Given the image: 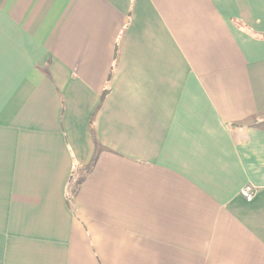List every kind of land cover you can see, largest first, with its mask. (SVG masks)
Wrapping results in <instances>:
<instances>
[{"label": "crops", "instance_id": "crops-1", "mask_svg": "<svg viewBox=\"0 0 264 264\" xmlns=\"http://www.w3.org/2000/svg\"><path fill=\"white\" fill-rule=\"evenodd\" d=\"M261 121L264 0H0V264H264Z\"/></svg>", "mask_w": 264, "mask_h": 264}, {"label": "built area", "instance_id": "built-area-1", "mask_svg": "<svg viewBox=\"0 0 264 264\" xmlns=\"http://www.w3.org/2000/svg\"><path fill=\"white\" fill-rule=\"evenodd\" d=\"M240 195L246 200L250 201L255 195V189L252 185L246 184L240 190Z\"/></svg>", "mask_w": 264, "mask_h": 264}, {"label": "trees", "instance_id": "trees-1", "mask_svg": "<svg viewBox=\"0 0 264 264\" xmlns=\"http://www.w3.org/2000/svg\"><path fill=\"white\" fill-rule=\"evenodd\" d=\"M255 125H257V126H264V121L256 122Z\"/></svg>", "mask_w": 264, "mask_h": 264}]
</instances>
